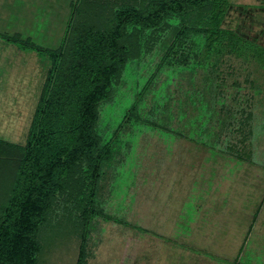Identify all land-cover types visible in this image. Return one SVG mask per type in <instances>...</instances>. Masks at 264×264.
<instances>
[{
    "label": "rangeland",
    "instance_id": "obj_1",
    "mask_svg": "<svg viewBox=\"0 0 264 264\" xmlns=\"http://www.w3.org/2000/svg\"><path fill=\"white\" fill-rule=\"evenodd\" d=\"M6 1L0 158L10 175L50 66L20 43L57 48L74 0ZM79 1L144 13L159 0ZM102 14L99 24L79 18L92 28L72 17L48 85L55 115L38 128L66 142L80 88L77 73L66 81L70 71L109 61L111 15ZM116 43L125 60L97 103L95 146L69 159L30 232L37 263L76 264L82 249L81 264H264V0H204L154 27L127 25Z\"/></svg>",
    "mask_w": 264,
    "mask_h": 264
},
{
    "label": "trees",
    "instance_id": "obj_2",
    "mask_svg": "<svg viewBox=\"0 0 264 264\" xmlns=\"http://www.w3.org/2000/svg\"><path fill=\"white\" fill-rule=\"evenodd\" d=\"M203 1L159 0L153 8L142 13L130 7L111 12V7L106 4L105 7V5L100 6L96 2L88 3L74 0L57 48L41 47L31 43L28 39H25L28 43L18 42L21 45L35 48L38 52H41L40 54L45 55L49 59L50 66L38 106L30 123L31 127L26 144L19 148L21 154L17 162V172L10 175L7 174L9 172L4 170L6 159L0 158V185L5 175H9L12 182L10 190L3 195L4 198L0 204V264H38L35 258L36 242L30 232L35 229L48 198L59 190L60 180L67 171L69 159L78 153L87 152L95 146L96 139L93 125L97 117V103L106 94L109 77L122 66L125 60V50L116 43L117 39L121 37L124 27L127 25L154 27L166 15L170 13L180 15L186 7H198ZM217 4L218 2L214 5V12H216ZM86 8H88L87 13L85 11ZM103 11H106L107 16L111 15V21L107 20L110 23H106L107 26L109 25V30L107 31L110 39L107 46L109 61L97 66L93 71H86L84 74L81 72L84 68L79 66L76 71H70L66 81H71V73H77L80 88L78 87L79 92L75 97L74 124L69 134V140L66 142L64 141V135H58L59 137L51 136L50 131H48L50 127L47 123H42V127L38 128L39 123L43 119L50 115H55L53 112L55 104L51 95L48 94V85L52 83L55 70L57 69V62L62 53L66 32L74 22L72 17L75 18L74 20L77 19V21L80 17V19L83 18L85 21L90 18L89 21L92 24H99V18L104 17ZM85 21H78V23ZM85 23L88 27L89 23ZM92 24H89L90 28H92ZM178 34H181V29ZM72 55L76 57V61L79 60L77 52L74 51ZM1 145L8 147L6 143ZM104 149L105 146L96 157L93 169L94 177L97 175L98 162L105 154ZM91 194L92 188L89 191L90 197ZM89 201L90 199L88 200V205L90 204ZM81 250L77 256L76 264H81Z\"/></svg>",
    "mask_w": 264,
    "mask_h": 264
},
{
    "label": "crops",
    "instance_id": "obj_3",
    "mask_svg": "<svg viewBox=\"0 0 264 264\" xmlns=\"http://www.w3.org/2000/svg\"><path fill=\"white\" fill-rule=\"evenodd\" d=\"M5 3L7 4L8 2L6 1V0H0V11H3V8L5 7ZM22 7H24L23 5H21ZM178 198V197H177ZM177 198H175V199H177ZM176 204H177V206H179L180 205V199H179V204H178V202H176ZM175 205V204H174ZM174 205L172 204V206L174 207ZM181 235H183V233H180L179 234V237H181V238H183ZM180 245H181V242H180ZM181 248V247H180ZM179 248V249H180ZM209 249V251L208 252H205V250H201V249H196V248H189V250L187 249V250H185L186 252L185 253H183V254H194V253H198V252H200V251H203L204 253H208L209 255V259H211L212 257H211V253H213L211 250H210V248H208ZM181 250V249H180ZM179 254H182V253H180V251H179Z\"/></svg>",
    "mask_w": 264,
    "mask_h": 264
}]
</instances>
